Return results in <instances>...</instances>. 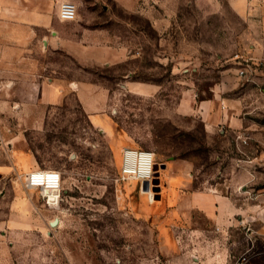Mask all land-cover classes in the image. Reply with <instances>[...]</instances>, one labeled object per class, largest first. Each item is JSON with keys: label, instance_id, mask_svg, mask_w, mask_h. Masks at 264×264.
<instances>
[{"label": "rangeland", "instance_id": "rangeland-1", "mask_svg": "<svg viewBox=\"0 0 264 264\" xmlns=\"http://www.w3.org/2000/svg\"><path fill=\"white\" fill-rule=\"evenodd\" d=\"M238 1L83 0L86 27L105 29V44L121 46L129 58L85 65L43 47L35 54L34 75L15 74L12 87L0 61V164L28 152L39 168L63 177L57 206L35 189L41 228L13 234V243L0 249L3 264H168L152 222L138 217L144 195L153 205L162 199L144 191L143 182L122 179L127 149L151 152L159 165L191 164L194 190L214 185L226 193L227 180L245 183L250 197L263 196L256 202L264 208V145L225 126L209 131L197 108L242 68L237 56L252 43V26L236 10ZM128 3L132 10L124 7ZM51 78L98 84L100 90L82 91V98H106L93 118L109 130L91 122L75 91L60 105L39 102V82ZM136 83L157 90L139 92ZM190 89L197 94L194 109L183 111ZM129 185L136 190L128 191ZM55 219L60 223L52 227ZM231 238L234 261L264 264L262 225L234 229Z\"/></svg>", "mask_w": 264, "mask_h": 264}, {"label": "crops", "instance_id": "crops-1", "mask_svg": "<svg viewBox=\"0 0 264 264\" xmlns=\"http://www.w3.org/2000/svg\"><path fill=\"white\" fill-rule=\"evenodd\" d=\"M63 2L70 1L0 0V61L7 64L1 71L12 75L8 87L15 84V74L34 75L35 54L41 53L43 47L64 51L85 65L117 64L132 55L124 53L121 46H107L105 29L86 27L89 14L83 9V0L71 1L77 7V20H62ZM235 5L252 26V43L240 57L252 65L243 77L241 68L236 69L234 76L213 90V100L204 101L197 108L209 131L225 126L237 133L246 132L264 145V118L258 117L264 115V0H240ZM124 7L134 8L130 3ZM74 84L54 78L40 81L39 102L60 105L75 91L91 122L109 130L93 118L103 110L106 98L101 103L99 99L82 98V91L100 90L98 84ZM134 88L146 94L157 90L146 83H136ZM227 92L232 94L224 98L222 94ZM196 96L193 89L185 92L180 109L193 110ZM11 157L0 164V249L13 243V234L28 235L42 225L38 214L41 199L37 190L26 185V175L39 169L35 158L28 152ZM166 165L160 172L161 202L153 205L144 195L137 216L152 222L168 264H235L232 232L248 225L264 228V208L257 204L263 196L250 197L245 183L238 184L236 180L223 183L226 193L214 185L194 190L191 164L176 160ZM132 190L136 187L129 185L128 191ZM3 262L0 257V264Z\"/></svg>", "mask_w": 264, "mask_h": 264}, {"label": "built area", "instance_id": "built-area-1", "mask_svg": "<svg viewBox=\"0 0 264 264\" xmlns=\"http://www.w3.org/2000/svg\"><path fill=\"white\" fill-rule=\"evenodd\" d=\"M60 18L73 21L77 18V7L72 2H63L60 6ZM240 58V56H237ZM242 68L240 76H246L247 70L252 65L251 61L240 62ZM247 143V138L242 139ZM121 174L123 180L146 182L155 177V154L146 151L127 149L123 154ZM62 173L56 170L36 169L26 177L28 188L37 189L42 193L44 201L49 206H57L61 202ZM142 183V185H143ZM246 258H241L235 264H245Z\"/></svg>", "mask_w": 264, "mask_h": 264}, {"label": "water", "instance_id": "water-1", "mask_svg": "<svg viewBox=\"0 0 264 264\" xmlns=\"http://www.w3.org/2000/svg\"><path fill=\"white\" fill-rule=\"evenodd\" d=\"M167 165L163 164V165H159L158 163L155 164L154 166V170H155V177L152 180V182L150 181H146L143 183V190L144 191H152L154 193V199H156L157 201L161 200V191H162V187L160 185V170H164L166 169ZM60 223L59 219H55V221L51 222V226L52 227H57Z\"/></svg>", "mask_w": 264, "mask_h": 264}]
</instances>
